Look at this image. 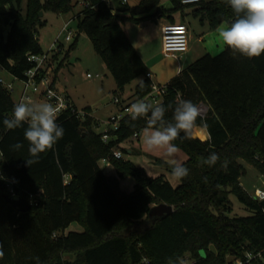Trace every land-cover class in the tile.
I'll list each match as a JSON object with an SVG mask.
<instances>
[{"label": "trees", "instance_id": "1", "mask_svg": "<svg viewBox=\"0 0 264 264\" xmlns=\"http://www.w3.org/2000/svg\"><path fill=\"white\" fill-rule=\"evenodd\" d=\"M119 3L115 9L108 0H85L76 15L78 34L64 59L76 48L80 33L86 34L116 82L114 92L141 78L127 99L144 97L151 81L125 23L151 17L175 22L174 14L188 6L210 29L236 19L226 0H171V8L160 6V0ZM72 7L71 0H0V65L26 79V71L34 67L29 56L44 52L39 43L44 12L59 14ZM57 58L58 52L53 62ZM64 59L52 70L53 87ZM178 91L183 99L207 106L196 124L209 138L185 139L181 133L173 141L187 154L181 164L189 170L173 185L163 175L148 176L130 160L112 155L114 147L147 126L146 117L123 118L119 129L108 131L113 138L104 142V131L95 130L96 120L87 108L81 114L73 105L56 121L64 128L63 137L29 168L27 124L14 130L4 127L3 120L12 116L17 103L0 81V243L5 253L0 264H37V257L39 264H137L143 256L152 264H223L229 255L247 250L264 254V200L251 197L240 184L245 173L241 160L264 173V53L247 58L225 45L218 54L205 53L191 62L168 82L161 102L167 121L172 120ZM17 142L23 144L20 150L12 148ZM212 152L220 158L217 163H202ZM103 158L116 176L104 172ZM128 176L134 186L125 192L117 178ZM11 178L15 196L26 198L29 209L18 211L6 201ZM230 194L249 215H228ZM161 202L172 205L173 211L151 220L150 209ZM72 222L82 230H67Z\"/></svg>", "mask_w": 264, "mask_h": 264}, {"label": "rangeland", "instance_id": "2", "mask_svg": "<svg viewBox=\"0 0 264 264\" xmlns=\"http://www.w3.org/2000/svg\"><path fill=\"white\" fill-rule=\"evenodd\" d=\"M73 7L72 10L64 13L44 12V19L46 24L39 29V43L44 53L51 52L57 45H61L62 48L58 51V58L53 62L52 68H56L59 62L64 59L66 51L69 45L74 41L78 34L77 24L78 20L76 15L84 8L85 0H71ZM108 2L117 9L119 0H108ZM136 0H128L127 5L137 4ZM160 6L169 7L170 0H160ZM185 13L176 12L178 21L184 22L188 26V52L186 56L178 57V62L181 66L186 67L197 58L203 56L205 53H211L213 55L218 54L224 48V43L219 45V49L214 48L215 39L219 38V31L227 27L224 22L216 29H210L207 24L205 30L208 34L204 39H199L203 34V25L199 18L193 14V6H188L184 9ZM154 12V11H152ZM144 18L147 21V38L151 42L148 47H140V53L145 57H150L154 53L159 55V40L161 38V32L159 28V19L156 17ZM70 21L69 28L74 31V37L71 41H66V31H62V26ZM159 21V22H158ZM162 22V21H161ZM136 23L134 25L135 34L138 33V27ZM210 31V32H209ZM137 35L132 33V40L137 44ZM161 57V55H160ZM168 62L176 64L177 60L168 58ZM77 63V64H76ZM100 63V64H99ZM75 64V66H73ZM50 75L53 77V71H50ZM90 73L92 77H88ZM99 74L100 77H95ZM56 83L62 88H66L71 97L73 98L77 109L80 111L85 107H88L92 116L96 120L94 126L96 131H105L109 128L107 123L111 116L117 114L120 111L122 105L128 101L133 100L130 98L134 93V88L139 78L127 83L122 91H116L117 86L112 74L107 69L102 58L95 52L93 45L84 33H80L78 43L75 49L71 50L69 56L64 59V63L58 70ZM57 75V76H58ZM0 78H2L3 85H12L13 89H9L11 95L16 103L19 102L21 91L24 86V81L14 77L6 69L0 65ZM34 94V93H33ZM118 94L123 100L122 105L111 102V97ZM108 97V98H107ZM143 129L139 132V138L133 139L132 137L124 141L118 148L122 151V158L128 159L133 162L134 165L142 167L148 176L156 177L163 175L166 179L172 182L173 185L179 183V180L173 177L171 174V167L166 160L162 150L148 151L143 142ZM180 163L187 159V154L179 149V152L175 157ZM1 159V153H0ZM244 165L245 173L240 177L241 186L247 191L251 197H257L261 190H264V173L256 166L247 163L245 160H241ZM100 165L104 172L110 176H116V171L110 163L100 161ZM119 188L125 192H130L134 186V179L131 176L126 178H117ZM232 208L228 212L230 216H247L250 214L249 210L238 200L235 194H230ZM68 230H81V226L72 222ZM66 258H72V255H65Z\"/></svg>", "mask_w": 264, "mask_h": 264}, {"label": "clouds", "instance_id": "3", "mask_svg": "<svg viewBox=\"0 0 264 264\" xmlns=\"http://www.w3.org/2000/svg\"><path fill=\"white\" fill-rule=\"evenodd\" d=\"M233 10L236 19L219 31V37L234 53L247 58L259 57L264 53V0H226ZM141 83L143 81L141 80ZM132 121L147 118V126L143 129V142L148 151L162 150L168 158L171 174L176 179L188 176L189 170L175 157L179 148L173 143L184 134L185 139L192 138V131L197 127L196 121L202 119L200 107L190 100L178 98L173 111L172 120H165L167 108L162 104H152L144 100L132 103L128 108ZM58 108L49 102L37 103L26 97L14 105L10 118L3 120L8 130H14L27 124L24 138L28 142L29 159L25 164L39 162L40 154L53 149L54 145L64 135V128L57 121ZM206 126V125H205ZM22 143L12 145L14 150H20ZM217 153L212 152L202 163L213 166L219 160ZM5 253L0 243V259ZM39 264V258H35Z\"/></svg>", "mask_w": 264, "mask_h": 264}, {"label": "built area", "instance_id": "4", "mask_svg": "<svg viewBox=\"0 0 264 264\" xmlns=\"http://www.w3.org/2000/svg\"><path fill=\"white\" fill-rule=\"evenodd\" d=\"M125 2L126 0H122ZM183 4H194L199 2L200 0H180ZM85 5V4H84ZM70 21L66 22L62 31H66L67 34L65 36L66 41H71L74 37V31L69 28ZM162 50L163 53L168 56H177L180 53H185L188 51V26L184 22H166L162 25ZM62 46L59 44L55 48L51 50V52L41 53V54H31L29 56V60L34 62V67L30 68L26 71V79H24V86L21 91V95L19 98V102L21 99L30 97L32 98V93L38 94L42 96L46 102L52 103L58 108L57 118L68 108L72 107L66 95L51 86L52 76L50 75V71L53 70V55L60 51ZM37 75H40L39 80H37ZM88 77H92L90 73L87 74ZM146 76L151 81V90L144 97L140 99H133L128 101L126 104L122 105L123 100L118 95L113 97V100L116 104H121L120 111L111 116L108 120V124L110 125L108 129L104 131L102 135V140L104 142L110 141L113 137L108 131H116L119 129L120 122L125 117H130L128 114V108L132 103H135L139 100H144L146 102L152 104H161L163 101L164 95L166 94L168 83L159 84L155 83L151 80V73L147 72ZM95 77H100L99 74H96ZM2 82V80L0 79ZM3 83V82H2ZM8 90L13 89L12 85H7ZM178 98H182L181 93L178 91L176 94V101ZM183 99V98H182ZM202 112V116L207 113V106L200 102L197 104ZM73 109V108H72ZM81 114H84V111H80ZM140 135L139 131H136L133 135V139H138ZM112 155L115 158H122V151L120 148L114 147L112 149ZM102 162H108V158H103ZM15 182L14 178L8 179L7 188L11 193L12 197H16L13 191V183ZM258 199L264 200V190H261L257 196ZM137 264H152L151 261L143 256ZM223 264H264V254L263 251H244L240 255H229Z\"/></svg>", "mask_w": 264, "mask_h": 264}, {"label": "crops", "instance_id": "5", "mask_svg": "<svg viewBox=\"0 0 264 264\" xmlns=\"http://www.w3.org/2000/svg\"><path fill=\"white\" fill-rule=\"evenodd\" d=\"M136 1H138L137 4L140 2V0H136ZM125 2L128 3V0H126ZM134 5H136V4H134ZM134 5H130V6H134ZM171 7H172V3H171V0H170V6L169 7H164V8H171ZM184 13H185V11L182 13V15H184ZM154 18L156 19V17H154ZM158 19L160 21V23L158 25H159L160 32H161V38L159 40V46H160L159 47V49H160L159 55L154 53L150 57L145 58L139 51L140 47H143V48L144 47H148V46L151 45V42H152V41L150 42L149 39L147 38V33H146L147 32V30H146L147 29V21L140 20L138 22H127V23H125L123 25V28H124V31L127 34V36L132 41L133 45L135 46V48L137 49V51L139 52V54L143 58L146 66H147V69H148L147 72L151 73V80L153 82H155V83L164 84V83H168L171 78L176 76L184 68L178 62V57H180V56H184L185 57L188 51L185 52V53H180L177 56H168V55L163 53L161 28H162V25L164 23L169 22V21L166 18L158 17ZM174 19H175V22H181V21H178L176 13L174 14ZM135 23H136L137 26L140 24V26L138 27V33H136V34H135V31H134L135 30V28H134ZM204 24L205 23H202L204 31H203L202 36H200L199 39H204V37L208 34V31L205 30V28H204L205 27ZM61 30H62V28H61ZM132 33H134V35H137V37H136L137 44L135 42H133V40H132ZM221 43L223 44V42L220 39V37L218 39H215L214 48L219 49V45ZM224 47H225V45H224ZM188 49H189V47H188ZM160 55H161V57H160ZM168 58H172V59L177 60L176 64L168 62ZM73 66H75V64H73ZM57 77H59V75ZM0 79H2V78H0ZM140 79L141 78H139V80ZM54 85H55L56 89H58L59 91L63 92L66 95V97L68 98V100L71 103V105H73L77 109V106L75 105V102H74L73 98L71 97V94L69 93V91L66 88H62L61 86H58V84L56 83V80H55V84ZM31 95H32V99L35 102H37V103L46 102V100L42 96H40L38 94H35V93L33 94L32 93ZM110 101L114 102L113 97H111ZM86 108L88 110V113L91 114V111L89 110L88 107H85V108H83L80 111H86L85 110ZM200 133H202L203 137L200 136ZM192 135L194 137L200 138L201 140H206V139L209 138V134H208L207 130L205 128L201 127V126H198V125H197L196 128L193 129ZM166 160L168 161V158ZM106 163H108V162H106ZM68 228H67V230H68ZM81 230H82V227H81ZM81 230H79V231H81Z\"/></svg>", "mask_w": 264, "mask_h": 264}, {"label": "water", "instance_id": "6", "mask_svg": "<svg viewBox=\"0 0 264 264\" xmlns=\"http://www.w3.org/2000/svg\"><path fill=\"white\" fill-rule=\"evenodd\" d=\"M43 13L40 12V15ZM6 201L11 204L13 207L17 208L18 211H25L29 209L30 202L24 197H12L8 194H5ZM173 211V206L165 202H161L152 206L149 211V216L151 220L155 218H160L164 215L170 214Z\"/></svg>", "mask_w": 264, "mask_h": 264}]
</instances>
